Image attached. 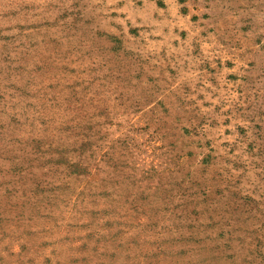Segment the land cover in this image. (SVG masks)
Listing matches in <instances>:
<instances>
[{
    "label": "rangeland",
    "instance_id": "rangeland-1",
    "mask_svg": "<svg viewBox=\"0 0 264 264\" xmlns=\"http://www.w3.org/2000/svg\"><path fill=\"white\" fill-rule=\"evenodd\" d=\"M0 264H264V0H0Z\"/></svg>",
    "mask_w": 264,
    "mask_h": 264
}]
</instances>
